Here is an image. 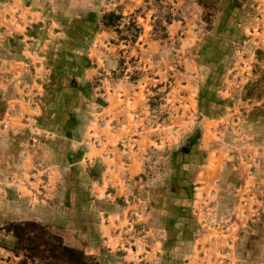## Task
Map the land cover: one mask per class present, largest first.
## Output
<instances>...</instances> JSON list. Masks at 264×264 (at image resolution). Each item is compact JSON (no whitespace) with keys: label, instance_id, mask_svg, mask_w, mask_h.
<instances>
[{"label":"rangeland","instance_id":"rangeland-1","mask_svg":"<svg viewBox=\"0 0 264 264\" xmlns=\"http://www.w3.org/2000/svg\"><path fill=\"white\" fill-rule=\"evenodd\" d=\"M39 3L30 34L8 35L0 10V39H52L28 141L65 168L30 188L4 156L0 264H36L9 230L25 221L91 264H264V0ZM113 214L114 249L97 231ZM148 238L163 249L138 252Z\"/></svg>","mask_w":264,"mask_h":264},{"label":"crops","instance_id":"crops-1","mask_svg":"<svg viewBox=\"0 0 264 264\" xmlns=\"http://www.w3.org/2000/svg\"><path fill=\"white\" fill-rule=\"evenodd\" d=\"M39 7L42 9L39 0H0V10L4 11L1 25L5 26L8 35L30 34L29 28L38 21L40 12H42ZM5 42L7 45L3 48H8L10 42L17 43L18 47L13 52L8 49L4 50L6 52H0V71L2 73L0 83V105L2 103V111L0 112V162L3 161L4 156L7 157L8 167L5 172L14 174L18 171L17 176L12 178L19 180L21 186L31 188L37 179L46 183L45 186H49L52 183V176L56 175H52L54 169L55 171L60 170V173L65 165L54 163L53 167H47L48 164L37 156L40 152H48L49 148H34L28 141L30 138L28 130L32 126H37L44 112L43 98L51 73V68L46 61L52 39H0V43ZM106 153L108 155L105 158L109 159V152ZM106 163H104L105 169L114 170L112 164ZM49 164L51 163L49 162ZM1 170L3 171V169ZM122 220L121 214L103 215L102 221L98 225L97 231L100 237L112 239L108 243V247H112V249L121 243L122 246H127L124 239L119 238V234H121L119 227H123ZM148 235V233L144 235V238ZM118 238L121 242L118 241ZM162 247L161 242H154L149 238L143 239L138 244V252L154 255L161 251ZM131 249L136 250L133 246Z\"/></svg>","mask_w":264,"mask_h":264},{"label":"trees","instance_id":"trees-1","mask_svg":"<svg viewBox=\"0 0 264 264\" xmlns=\"http://www.w3.org/2000/svg\"><path fill=\"white\" fill-rule=\"evenodd\" d=\"M112 15L115 14L108 15L107 19ZM9 227L16 239L15 250L36 264H91L83 251L66 245L60 236L36 221L17 222ZM21 264H27V260Z\"/></svg>","mask_w":264,"mask_h":264}]
</instances>
